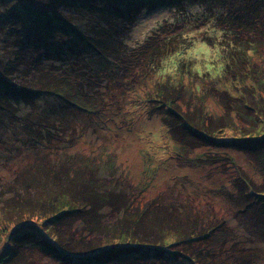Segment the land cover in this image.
I'll use <instances>...</instances> for the list:
<instances>
[{"label": "trees", "instance_id": "trees-1", "mask_svg": "<svg viewBox=\"0 0 264 264\" xmlns=\"http://www.w3.org/2000/svg\"><path fill=\"white\" fill-rule=\"evenodd\" d=\"M4 3L0 30L14 36L17 51L0 60V131L7 132L0 134V147L11 141L16 154L34 157L18 169L17 182L36 192L24 198L39 212L37 223L20 232L0 228V240L10 239L0 249V264H42L35 252L55 264H174L180 258L211 264L205 241L217 227L202 230L188 202L177 203L175 196L168 204L162 198L149 202L145 187L131 186L113 162L75 152L84 132L68 127L69 116L94 110L92 84L152 69L167 76L142 105L164 108L162 135L187 152L211 147L228 131L237 149L264 168V0ZM162 8L175 23H186L190 35L203 33L198 42L214 51L217 72H195L196 62L187 59L178 60L171 74L162 72L167 57L197 42L182 43L185 33L168 32L169 22L154 27L143 42L127 39L140 15ZM8 36L0 44L10 42ZM208 101L221 111L207 112ZM242 183L247 191L240 192V202L249 197L245 207L253 209L262 199L264 209V184ZM220 240L234 251L232 264H251L252 242L238 245L229 231Z\"/></svg>", "mask_w": 264, "mask_h": 264}, {"label": "rangeland", "instance_id": "rangeland-1", "mask_svg": "<svg viewBox=\"0 0 264 264\" xmlns=\"http://www.w3.org/2000/svg\"><path fill=\"white\" fill-rule=\"evenodd\" d=\"M7 1L15 3L18 0ZM7 8L8 4L0 0V14L6 12ZM175 21L177 20H173L172 14L164 8L140 15L127 39L131 42H143L154 27L169 22L171 28H165L169 30L168 32H176L179 35L185 33L182 43L190 45L191 41L197 42L186 51L179 50L167 57L163 62L162 72L167 74L174 72L180 59L195 61L193 67L195 72L210 74L217 72L218 67L213 62L214 51L206 44L198 42L203 33L199 35L198 32H194L190 35L188 33L190 27H186V23ZM2 25L1 22L0 26ZM3 33V30H0V40L8 36ZM8 38L10 42L0 44V60L9 58L8 55L13 50L17 51V47L13 45L14 36L10 35ZM19 39L17 42H20ZM2 51L6 57H2ZM2 65L0 63V66ZM160 75L155 70L145 69L139 72L137 78L132 77L123 81L107 80L97 86L92 84L93 95L98 97L97 99L93 96L94 110L90 113H71L69 116L68 127L75 129L77 134L84 132L74 151L84 155L92 153L91 157H101L113 162L117 172L121 173L131 186L145 187V199L149 202L162 198L164 204H168L172 196H175L177 203L187 205L188 202L192 206V214L201 218L199 228L202 227L204 230L208 225L217 227L214 230L215 237L206 238L205 241L210 244L208 259L211 264L234 263V251L227 250L226 242L220 240L221 234L227 231L239 239L238 245L240 240L253 243L255 248L254 252L250 253L251 264H264L262 199L260 203L255 201L253 209H247L245 204L249 197H246L244 204L238 197L240 192L247 191L242 180H247V186L254 182L258 185L257 188L264 184V168L253 161L254 155L237 149L233 134L228 131L216 137V142L211 143V147L200 145L187 152L181 149L178 143L162 135L160 115H163L164 108L157 105L148 107L142 105L147 95L156 89L153 87L155 83L167 76ZM116 78L118 79V76ZM205 108L210 113L221 111V108L211 101L206 103ZM7 127L10 137L15 131V126L11 124ZM4 131L5 128L0 134ZM4 135L7 136V132H4ZM69 140L70 137L67 138V141ZM4 147L7 149L0 147V155L4 157H0V228L10 231L17 228L16 232H20L26 226L36 224L38 220L39 208L24 198L25 193L36 192L26 189L17 182L18 169L33 161L34 157L30 153L26 156L16 154L11 141ZM3 162L8 163L5 165ZM181 183H186L185 187ZM9 240L4 237L0 240L1 250H6ZM34 254L36 261L42 264H55L54 260H43L36 252ZM239 255L237 250V257ZM237 263L239 264L238 261ZM174 264L195 263L180 258Z\"/></svg>", "mask_w": 264, "mask_h": 264}]
</instances>
